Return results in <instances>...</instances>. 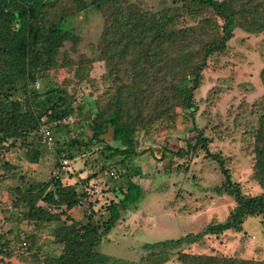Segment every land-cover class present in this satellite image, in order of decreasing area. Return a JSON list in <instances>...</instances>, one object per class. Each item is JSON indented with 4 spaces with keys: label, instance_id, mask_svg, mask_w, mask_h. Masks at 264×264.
Listing matches in <instances>:
<instances>
[{
    "label": "trees",
    "instance_id": "1",
    "mask_svg": "<svg viewBox=\"0 0 264 264\" xmlns=\"http://www.w3.org/2000/svg\"><path fill=\"white\" fill-rule=\"evenodd\" d=\"M65 1L70 6L60 10ZM163 1L171 5L152 12L131 0H0V147L25 149L29 162L38 164L47 146L40 129L77 115L78 133L57 144L56 170L62 168L64 158L75 159L99 146L101 149L97 151L103 162L114 164L104 169L107 175L115 184L122 179L113 189L118 201H111L106 207L107 219H98L92 211L86 213V222L67 215L80 206L84 194L76 185H63L59 175L50 181L23 183L15 188L17 197L13 202L14 208L21 210L17 215L20 221L33 223L38 229L60 222L66 216L67 221L55 229V241L63 246L62 253L42 264L106 263L108 258L99 250L102 242L125 212L139 206L145 193L143 186L135 181L145 178L141 169L133 165L146 152L137 149V133L160 119H172L177 108H182L192 119L195 93L201 86L208 61L226 50L237 28L250 33L264 32V0ZM89 10L104 13L97 60L108 63L107 77L112 85L100 98H85L82 104H77L65 86L49 85L41 91L40 81L58 68L66 43L79 44L81 38L73 21ZM190 19L196 25H184ZM92 62L82 59L78 75L89 71ZM262 77L264 80V70ZM74 122L52 127L53 141L57 131L71 133ZM88 125L91 135L86 131ZM110 129L112 143L103 138ZM193 132L194 141L185 147L165 148L162 158L172 162L175 157L185 158L201 149L218 164L224 177L222 184L212 191L218 197L233 198L236 206L225 222L211 223L201 232L179 239L145 244L146 249L164 251L201 243L207 236L229 231L242 233L245 220L251 217H261L264 223V192L259 196L245 195L242 186L233 180L222 155L210 150V140L203 131L196 127ZM255 139V173L264 186V104ZM4 166L11 168L8 162ZM52 207L65 209L62 213H52ZM7 234L10 231L0 234V256L21 257L16 254L19 245L33 246L30 239H18L15 243ZM155 254L154 259L158 258ZM244 254L245 251L233 255L180 252L177 259L181 264H264V260L246 259ZM128 264H153V261Z\"/></svg>",
    "mask_w": 264,
    "mask_h": 264
},
{
    "label": "rangeland",
    "instance_id": "2",
    "mask_svg": "<svg viewBox=\"0 0 264 264\" xmlns=\"http://www.w3.org/2000/svg\"><path fill=\"white\" fill-rule=\"evenodd\" d=\"M131 1L152 12L171 5L163 0ZM70 4L65 1L59 9L66 10ZM73 22L81 40L77 46L71 42L65 44L58 68L40 81V89L45 91L49 85L65 86L75 102L82 104L85 98H100L112 85L107 77L108 63L97 60L104 31V13L89 10L78 15ZM196 23L190 19L184 25ZM84 58L93 61L92 67L79 76L77 69ZM208 62L201 86L195 93L193 118L189 119L182 108H177L172 119H160L147 130L137 133V149L146 152L137 157L133 165L141 169L145 178H136L135 181L143 186L145 193L139 206L125 212L123 219L102 242L99 250L108 258L105 264L152 261L157 264L164 262L165 258L167 261L163 264H181L177 259L180 252L233 255L245 251L246 259L264 260L261 217L246 219L242 233L229 231L220 236H207L201 243L184 244L164 251L144 247L145 244L197 234L211 223L225 222L236 206L233 198L218 197L212 191L222 184L224 177L218 164L207 158L201 149L185 158L175 157L172 162L162 158L165 148L185 147L189 141H194L196 133L193 129L196 127L210 140V150L225 159L233 180L242 186L245 195L259 196L264 192V186L256 177L254 152L255 133L264 104V32L250 33L237 28L226 50ZM74 118L71 133L60 130L54 134L52 148L42 142L47 150L38 164L29 162L25 149L0 147V234L10 231L7 238L13 242L30 239L33 243L28 256H0V264H42L50 257H58L63 250V246L55 241V229L67 221L66 216L63 215L60 222L38 229L33 223L20 221L17 215L21 210L15 209L13 202L17 197V186L50 181L59 170L63 185H76L84 194L80 206L67 212L72 219L82 222L87 220L86 213L92 211L98 219H107L106 207L111 201H118L113 189L120 181L115 184L107 175L104 169L114 164L103 162L97 151L101 149L99 146L69 160L67 168L56 170L58 142L63 144L80 129L79 118L77 115ZM86 131L91 135L89 125ZM103 138L112 143L113 130L110 129ZM6 162L11 164L10 169L5 168ZM120 169L124 172L122 167ZM121 183L122 179L118 185ZM64 209L52 207L50 211L62 213ZM153 254L158 258L154 259Z\"/></svg>",
    "mask_w": 264,
    "mask_h": 264
},
{
    "label": "built area",
    "instance_id": "3",
    "mask_svg": "<svg viewBox=\"0 0 264 264\" xmlns=\"http://www.w3.org/2000/svg\"><path fill=\"white\" fill-rule=\"evenodd\" d=\"M74 122V118L72 116H69L67 118H63L61 120H59L58 122L52 123L51 125L48 126H44L40 129V133L41 135L44 137V139L46 140L49 148H52L54 145V141H53V137H52V127L58 125V124H69V123H73ZM69 160L64 158L62 161V168H67L69 165ZM60 171H57V174L59 175ZM114 178H118L116 175L114 176ZM8 236V235H7ZM30 253V244L28 243H24L22 245H19L16 249V254L20 255V256H28V254Z\"/></svg>",
    "mask_w": 264,
    "mask_h": 264
}]
</instances>
